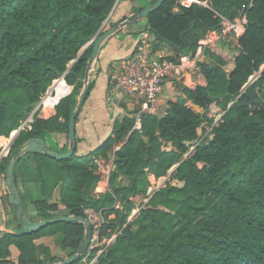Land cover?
Listing matches in <instances>:
<instances>
[{"label":"trees","instance_id":"1","mask_svg":"<svg viewBox=\"0 0 264 264\" xmlns=\"http://www.w3.org/2000/svg\"><path fill=\"white\" fill-rule=\"evenodd\" d=\"M116 1L0 0V136L10 137L61 74L65 73L66 83H56L55 97L46 98L45 103L73 86L52 116L45 119L34 114L31 128L19 132L8 155L0 160L4 178L9 162L30 140L52 133L68 139L69 115L94 39ZM200 1L208 7L192 5L176 12V0H164L142 19L143 31L153 38L152 51L166 50L165 58L177 61L194 53L198 41L220 27L221 17L233 20L245 15L246 29L237 39L231 68L225 57L229 51L225 56L220 53L227 37L204 51L207 62L200 63V71L205 84L183 87L184 98L168 99L162 116L141 113V127L136 129L137 106L115 122L113 136L85 155L75 152L57 160L29 153L15 164L16 184V168L29 161L36 164L37 189L29 191L33 193L29 199H21L23 213H35L32 221L57 215L85 217L87 208H104L106 218L114 213L102 234L109 235V229L117 231V236L97 264H264V0ZM92 87L90 81L85 99ZM213 102L225 110L221 121L210 139L201 140L185 156L201 125L213 121L208 112L201 114L195 108L206 110ZM116 144L120 147L114 150ZM111 155L110 191H103L98 188L93 161ZM175 164L173 178L182 185L167 183L157 189L136 218L127 222L137 198H143L150 185L148 174L158 178ZM54 193L63 209L53 201ZM113 195L122 210L111 208ZM13 219L17 229L0 234V264L44 263L39 255L46 248L37 247L36 241L47 236H59L61 248L70 250L66 258L83 249L81 223L55 222L27 232L15 210ZM11 247L17 250L14 260Z\"/></svg>","mask_w":264,"mask_h":264},{"label":"built area","instance_id":"2","mask_svg":"<svg viewBox=\"0 0 264 264\" xmlns=\"http://www.w3.org/2000/svg\"><path fill=\"white\" fill-rule=\"evenodd\" d=\"M192 5L208 7L206 2L200 0H176L174 8L179 10L180 8H189ZM108 18L104 21V24ZM221 20L222 24L220 27L208 31L198 41L194 53L181 55L177 61L168 60L161 53L152 51L151 44L148 42L146 35H143L136 41L131 54L122 61L109 80L114 90L138 106L139 109L135 114L134 123L136 129H140L141 127V113L156 112L157 99L162 95L167 83H185L189 77L199 72V63L203 59L204 51L208 46L218 45L227 37H235L238 39L246 29L247 19L245 15L233 20L221 17ZM64 76L65 73L61 74L52 82L47 91L41 95L40 100L36 103L33 110L20 122L16 130L20 132L30 129L34 120V114L39 117V115L50 113L59 100L69 94L67 93L62 97L54 99L49 107L45 104L46 98L53 99L55 97L54 85L61 81L65 82ZM206 110L208 115L213 118V121L211 124L203 123L201 125L198 130V138L188 143V150L185 156L191 155L201 140L212 137V129L218 125L225 112L215 102L211 103ZM202 129H206V131L201 134ZM10 145L2 147L0 150V160L2 157L8 155ZM93 165L94 174L98 178V187L103 191H110L109 177L114 168L113 155L108 160L97 157L94 159ZM157 189H159L157 186H148L144 197L141 198L140 202L135 205L128 215L127 222H132L136 218L142 206L152 197ZM122 207V203L113 195L111 208L114 210H122ZM104 211V208L99 210L87 208L84 210L85 217L89 222V237L86 246L82 250H79L75 264H97L100 256L115 241L117 231L111 233L108 229L107 233L109 235L102 234L103 226L107 223V220L113 219L115 216L114 213H110L106 218Z\"/></svg>","mask_w":264,"mask_h":264},{"label":"crops","instance_id":"3","mask_svg":"<svg viewBox=\"0 0 264 264\" xmlns=\"http://www.w3.org/2000/svg\"><path fill=\"white\" fill-rule=\"evenodd\" d=\"M145 1L147 5H144L143 2ZM151 0H117L115 5L117 7H113L111 14L107 22L102 24L101 26V33L106 31L110 28L111 25L119 24L124 22L126 19L124 17L131 18L135 13L136 9L141 7L149 6V2ZM120 2V3H119ZM119 6V7H118ZM174 11H178V9L173 8ZM123 19V20H122ZM137 21H131L127 25L121 27L116 33L109 36L106 40H104L98 50L96 59L93 63L92 70V79L93 87L86 99H84L81 108L78 112L77 118L75 120V152L76 155L81 156L89 153L90 151L97 148L100 144H102L108 137L113 136V127L116 121H121L122 118L133 111L137 105L131 102L128 98L123 97L119 94L118 91L114 90L109 83L110 78L116 71V69L120 66L122 61L126 59L132 52L136 41L141 38L143 35L147 36L148 42L152 44L153 38L145 31L144 29L135 30ZM145 22V20H143ZM132 24V25H131ZM130 25V26H129ZM134 28V29H133ZM145 28V27H144ZM139 35L131 37V34ZM127 34L130 35V39L127 37ZM127 37V38H126ZM137 37V38H136ZM122 42H125L122 45ZM220 44V43H219ZM217 46V45H216ZM228 45H225L220 53L223 55L228 51ZM128 49V52L124 50V48ZM124 53L123 55L119 53ZM161 53L163 56H166L163 51H156ZM126 54V55H125ZM236 54V52H235ZM225 56V54H224ZM207 62L205 56L201 60L200 63ZM200 63H199V72L193 74L189 77L185 83H167L162 95L165 93V99L160 101L157 106L156 113L159 116L163 115V112L166 108L165 103L168 99L176 101L181 100L184 98L182 93L183 87L194 88L196 85H204L205 80L202 76L200 71ZM230 66V64H228ZM231 68V66H230ZM94 74V75H93ZM103 76L105 83L98 87L97 80ZM160 96V98L162 97ZM52 103V102H51ZM51 103L46 104V106H50ZM83 108L85 111H82ZM55 113V109L53 108L52 111L48 114L39 115L40 118H48ZM13 131L11 135L14 133ZM199 133V131H198ZM19 133L10 141V137L6 138L4 136H0V150L2 147L6 145L12 144L15 138L18 136ZM1 139H4L5 142L1 143ZM45 144L47 149L51 151H56L63 153L68 148V139L65 137L64 134L59 133H52L47 134L44 138ZM114 150L119 149L120 144H116L113 146ZM111 156H109L110 158ZM103 160H108L101 157ZM177 164L173 165L167 172V174L156 178L153 174L149 173L148 178L150 181V185L157 186L161 188L165 186L167 183L172 185L180 186L182 182L173 178L175 173ZM18 183L17 188L20 194L21 199H29L31 194L30 192H34L37 189V173H36V164L33 161H29L23 164H20L16 168ZM94 173V169H93ZM173 181V182H171ZM175 181L177 183H175ZM99 188V187H98ZM95 193L96 192L95 190ZM53 201H56V193L53 194ZM140 198H137V203L140 202ZM59 209H63L60 203H58ZM29 218H33L35 213L29 210L27 212ZM14 209L9 205L8 202V188L6 186V177L0 174V234L4 232L11 233L17 229V222L14 221ZM79 223V222H78ZM51 236L42 237L36 241L37 247H45L46 248V239ZM56 239H59L58 235L52 236ZM46 251V250H45ZM44 252L40 253L39 258L44 259ZM70 251H68L69 253ZM11 260H14L17 256V250L14 247H11ZM66 254V256L68 255ZM63 259V258H62ZM46 262V261H45ZM50 263V262H49ZM55 263V262H53ZM52 264V263H51Z\"/></svg>","mask_w":264,"mask_h":264},{"label":"water","instance_id":"4","mask_svg":"<svg viewBox=\"0 0 264 264\" xmlns=\"http://www.w3.org/2000/svg\"><path fill=\"white\" fill-rule=\"evenodd\" d=\"M163 2L164 0H155L152 4H150L149 6L145 7L140 12H138L132 20L128 18L124 22H121L107 29L106 31H103L101 34L97 35L96 38L94 39L93 48H92L90 57L88 59L87 65H86L85 72H84L83 88H82V91L79 97L76 100V103L73 109L71 110V113L68 119V136H67L68 137V148L67 150L63 153L48 150L44 139L34 138L30 140L29 142H27L23 146V148L19 151L17 156L9 162L7 169H6V186L8 188V202H9V205L15 210V217L17 221L20 223L23 231H27V232L37 231L40 228L45 227L55 222H64V221L79 222L83 225V228H84L83 248L86 246L87 240L89 237V222L86 219V217L57 215L50 219L35 222V221H32L27 214L23 213L21 197L19 195V191H18L16 182H15L14 174H13L15 164L22 155L29 154V153L45 154L57 160L68 159L73 156V154L75 153V120L77 118L78 112L81 108V105L88 91L89 74L91 71V67L96 59L101 43L104 40H106L109 36L116 33L121 27H123L124 25H127L129 22L136 21V20H142L148 14L157 10ZM195 110L201 114L207 111V110L202 111L198 108H195ZM18 132L19 130H16L12 135H10V141L13 140V138L17 135ZM78 253L79 251L75 252L74 254H72L71 256L67 258L61 259L59 262L61 264H70L71 262L76 260ZM42 264H51V263L44 262Z\"/></svg>","mask_w":264,"mask_h":264},{"label":"rangeland","instance_id":"5","mask_svg":"<svg viewBox=\"0 0 264 264\" xmlns=\"http://www.w3.org/2000/svg\"><path fill=\"white\" fill-rule=\"evenodd\" d=\"M141 2H143V4L144 5H147V3L145 2V1H141ZM120 3V2H119ZM115 7H117V4L115 5ZM119 7V6H118ZM132 25V24H131ZM130 26V25H129ZM146 26V22H144L143 20H138L137 21V24H136V28H135V30H141V29H144V27ZM134 29V28H133ZM101 33V32H100ZM139 33L140 32H138L137 34H134L133 35V33L131 34V37H133V36H137L138 37V35H139ZM130 37V35H128L127 34V37ZM126 37V38H127ZM128 37V38H129ZM136 37V38H137ZM130 39V38H129ZM228 41V42H227ZM125 42H122V45L124 44ZM225 43H226V45H228L227 47H228V51H229V53H227L228 55H226L225 57H226V59L228 60V62L230 63V66L232 65V60H231V58H232V56L235 54V47H236V43H237V38H235V37H229L226 41H225ZM227 43H229V44H227ZM127 48H129V47H126V48H124V50L125 51H127L128 52V49ZM83 51V50H82ZM81 51V52H82ZM80 52V53H81ZM163 52H164V54H168V52L166 51V50H163ZM119 54H121V55H123L124 53H119ZM126 55V54H125ZM229 66V67H230ZM92 67H93V65H92ZM264 68V65L261 67V70ZM91 70H92V68H91ZM92 72H91V74H89V82L91 81V79H92ZM94 75V74H93ZM61 82H63V81H61ZM104 83H105V80H104V78H103V76L102 75H100V77L98 78V80H97V85H98V87H100L101 85H104ZM58 84H60V82L58 83ZM82 88H83V84H82V87H81V90L79 91V93H78V97H79V95H80V93H81V91H82ZM72 89V90H71ZM70 90H71V92L73 91V86H71V87H67V88H64L63 90H62V92H61V94L59 95V97H62L63 95H65V94H67V93H69L70 92ZM70 92V93H71ZM56 94V93H55ZM165 93L162 95V97L160 98H158L157 99V102H156V105L158 106V103L162 100H164L166 97H165ZM201 110V109H200ZM205 110V109H204ZM204 110H202V111H204ZM82 111H85V109L83 108V110ZM215 116H217L216 114H215ZM206 131V129H202L201 130V134L203 133V132H205ZM171 182H173V181H171ZM175 183H177L176 181H175ZM107 203H109V201L107 202ZM110 205V204H109ZM46 251H45V253H44V261H50L52 258H56V259H64V258H66V254L68 253V251H70L69 249H62L61 248V246H60V244H59V239H56V238H54V237H48L46 240Z\"/></svg>","mask_w":264,"mask_h":264}]
</instances>
